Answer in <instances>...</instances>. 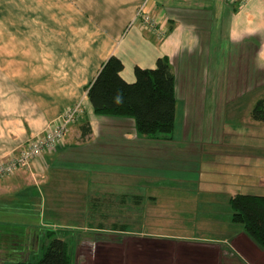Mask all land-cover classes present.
<instances>
[{"label":"crops","instance_id":"obj_1","mask_svg":"<svg viewBox=\"0 0 264 264\" xmlns=\"http://www.w3.org/2000/svg\"><path fill=\"white\" fill-rule=\"evenodd\" d=\"M142 8L165 31L164 38L138 18ZM114 55L124 61L128 82L136 80L137 65L152 69L168 57L183 116L199 113L206 101L224 109L251 95L260 100L264 0L245 6L231 0H0V160L44 133L68 107L84 109L64 148L38 161L33 171L0 179V213L24 207L31 213L40 199L53 206L58 200L73 204L81 195L89 202L123 189L135 196L137 190L139 199L162 197L160 225L165 220V227L178 229L196 223L207 234L137 237L129 231L131 241L99 243L93 264H264V250L232 221L234 193L225 192L228 182L257 167L244 155L228 153L209 179L206 175L204 187L194 160L200 156L198 143L144 138L134 119L96 115L87 87ZM87 122L93 133L83 141ZM189 130L194 132V125ZM150 175L159 180V190L136 186ZM110 203L115 207L117 201ZM11 219L0 215V224L27 227Z\"/></svg>","mask_w":264,"mask_h":264},{"label":"rangeland","instance_id":"obj_2","mask_svg":"<svg viewBox=\"0 0 264 264\" xmlns=\"http://www.w3.org/2000/svg\"><path fill=\"white\" fill-rule=\"evenodd\" d=\"M87 78L91 80V77ZM256 97L251 95L248 98L231 101L229 108L224 109L218 107L217 101H206V106L199 113L189 117L183 116L184 103L180 101L179 109L177 107L176 127L172 136L177 140L198 143L196 145L200 147V156L199 159L194 160L201 168L202 180L200 184L202 186H208L205 182L206 175L209 179V175H212V171L215 169V163L230 158L228 153L244 155L250 159L252 167H257L256 172L253 171L245 178L234 180L232 184L228 182L229 185L226 186L225 192L234 193L233 196L237 194L264 196V121H256L252 117L253 109L259 100L254 99ZM78 105L84 113L81 104H73L68 109L72 110ZM83 113L79 116L78 121L69 127L63 145L58 147V150L48 151L49 153L47 152L42 160L66 146L69 131L80 121ZM57 123V118H55L48 127L53 129ZM191 125H194V132L189 130ZM25 147L20 151L25 150ZM154 172L158 173L159 171ZM175 176L169 179L175 178ZM158 181L157 177L150 175L145 181H135V183L136 186L139 184L146 190L150 188L152 191H157L161 188V184H157ZM171 182L175 187L180 186L176 182ZM111 183L113 185L115 181ZM189 187L195 188L197 186L189 185ZM122 193H126L125 189L118 191L116 196L101 197V199L106 200L105 204L110 206H100L96 211L92 209L91 201L88 202V198L80 194L81 197H77L73 204H65L58 200L53 203V206H50L51 203L45 205L40 199L31 213L26 212L25 207L22 211L0 213L4 218H11L12 216V224L24 222L22 224L27 225V227L10 226L15 232L17 231L20 239L26 240L24 250L14 252V254L12 251L10 254L9 249L12 248V244L8 241L9 237L4 235H8L11 229L0 224V264H17L22 260L39 264L54 238L65 240L70 245L73 264H93L96 261L94 254L99 243L104 241L113 243H120L124 240L131 241L126 232L113 230L115 223L128 225V230L137 234V237H140L141 234L157 237L175 231L181 233L183 231L182 234H187L186 236H202L203 238L207 234V228L196 226V223L190 227L186 225L185 228H183V224H180L182 227L178 229L165 227L163 225L165 220L160 225L158 223L157 204L158 201L162 200L161 196L157 195L155 199H152L150 195H141L139 199L137 194L140 192L137 190L135 196L126 194L122 196L120 195ZM111 199L117 201L115 209L112 211ZM231 212L233 213V211ZM237 225L241 226L240 224ZM14 241L17 240L14 239Z\"/></svg>","mask_w":264,"mask_h":264},{"label":"trees","instance_id":"obj_3","mask_svg":"<svg viewBox=\"0 0 264 264\" xmlns=\"http://www.w3.org/2000/svg\"><path fill=\"white\" fill-rule=\"evenodd\" d=\"M124 70V61L118 56H111L87 87L95 114L134 119L138 135L144 138H172L176 127L177 98L176 75L169 58L160 57L156 68L152 69L137 65L134 82H128L123 77ZM252 117L256 121H264V98L256 103ZM85 125L84 128L88 127V130L84 129L83 141L88 140L93 133L90 123ZM105 201L101 197H95L90 204L96 211L100 206H110ZM230 203L233 222L242 225L249 237L264 250V196L237 194L231 198ZM3 226L11 229L8 235H4L9 237L7 240L12 244L10 254L24 250L26 240L20 239L17 231L10 227L13 225ZM113 228L115 231H129L126 225L117 223ZM17 264L32 263L22 260ZM39 264H73L70 245L65 240L54 238Z\"/></svg>","mask_w":264,"mask_h":264},{"label":"built area","instance_id":"obj_4","mask_svg":"<svg viewBox=\"0 0 264 264\" xmlns=\"http://www.w3.org/2000/svg\"><path fill=\"white\" fill-rule=\"evenodd\" d=\"M231 1L245 6L250 0ZM138 18L143 19L144 26H147L150 31L155 33L158 37L164 38L165 31L158 30L156 21L149 14H145L143 8L139 10ZM82 113L83 110L80 105L72 110L68 109L64 115L57 119L58 123L55 128H48L44 134L31 139L26 145V149L22 152H13L0 160V179L9 175H14L22 170L33 171L36 163L41 161L48 151L53 152L63 145L66 132L71 125L78 121Z\"/></svg>","mask_w":264,"mask_h":264}]
</instances>
